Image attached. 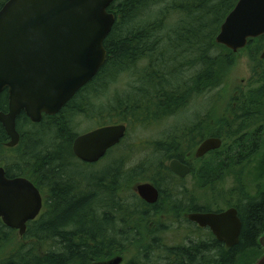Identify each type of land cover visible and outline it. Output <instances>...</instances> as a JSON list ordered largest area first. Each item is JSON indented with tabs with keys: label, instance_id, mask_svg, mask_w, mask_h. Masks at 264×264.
<instances>
[{
	"label": "trees",
	"instance_id": "trees-1",
	"mask_svg": "<svg viewBox=\"0 0 264 264\" xmlns=\"http://www.w3.org/2000/svg\"><path fill=\"white\" fill-rule=\"evenodd\" d=\"M6 1L0 0V9ZM238 1L115 0L109 11L116 14L117 20L105 40L107 60L97 75L56 115H44L35 123L22 112L17 117L21 140L16 147H7L10 137L0 122V166L5 168L7 177L24 176L45 193V209L28 222L26 233L17 242L13 238L18 230L0 218V264H93L124 256L128 245L136 247L145 264H156L153 257L162 253L158 232L164 225L151 226L150 222L161 209L146 208L134 191L132 199L122 192L134 190L135 182L144 181L159 188L180 187L183 180L171 174L167 161L182 160L191 153L204 130L194 124L181 131L172 127L178 135L156 142V154L148 162L125 170L108 166L103 171L88 172L74 168L77 158L73 143L80 134L77 118H89L102 127L141 123L142 111L157 110L152 113L161 118L177 116L188 108L191 99L218 88L236 55L218 44L216 37ZM251 47L254 54L260 55L264 35L250 39L245 49ZM121 81L124 86L112 88ZM242 94L237 96V107L240 102L249 108L261 107L264 102V95L259 92ZM8 109L6 89L0 95V110ZM238 130L232 132L228 148L223 143L209 154L215 157L207 168L210 176L206 183L211 187L216 180L221 181L223 170L244 163L241 156L251 160V156L264 151V128L261 133L256 131L255 138L250 132L244 141L235 142ZM219 137L224 140V135ZM122 143L108 155L121 149ZM119 153L127 159V153ZM158 155L162 157L154 159ZM257 171V176L264 172V156ZM177 193L175 202L182 203L184 192ZM249 205L243 239L230 250L210 244L206 264H239L246 250L260 248L255 239L262 232L259 227L263 205L260 199L250 200ZM142 218L144 224L140 223ZM143 238L146 243L140 244ZM34 241L48 248L41 251ZM8 244V250L4 249ZM199 249V245H177L166 247L160 255L166 264H201V259H193Z\"/></svg>",
	"mask_w": 264,
	"mask_h": 264
},
{
	"label": "water",
	"instance_id": "water-1",
	"mask_svg": "<svg viewBox=\"0 0 264 264\" xmlns=\"http://www.w3.org/2000/svg\"><path fill=\"white\" fill-rule=\"evenodd\" d=\"M115 0H7L0 9V95L7 89L9 109L0 110V122L10 137L7 147H16L21 135L17 117L25 112L35 123L43 115H56L87 85L107 60L105 40L117 20L109 11ZM264 35V0H239L227 15L216 37L218 44L234 53L250 39ZM264 58V50L261 54ZM126 124H114L80 134L73 143L75 156L95 163L119 144ZM222 146L221 138L204 140L196 151L202 157ZM170 168L181 177L190 168L177 159ZM149 203L158 201L159 191L150 182L136 186ZM44 206L40 189L24 176L7 177L0 166V218L8 227L27 231ZM190 219L210 225L228 246L239 242L241 221L236 210L222 213H192ZM258 244L264 250V234ZM122 256L97 264H120ZM253 264H264V251Z\"/></svg>",
	"mask_w": 264,
	"mask_h": 264
},
{
	"label": "rangeland",
	"instance_id": "rangeland-1",
	"mask_svg": "<svg viewBox=\"0 0 264 264\" xmlns=\"http://www.w3.org/2000/svg\"><path fill=\"white\" fill-rule=\"evenodd\" d=\"M252 49L253 47L249 49L244 48L239 50L238 53H234L236 55L235 61L230 68L226 70V74H224L225 76L219 87L207 91V93L201 97L194 98V100L191 99L190 105L184 112L177 116L174 114L170 117L163 116L161 118L159 114L158 116L152 113L157 110H151L147 113L142 111V116L140 117L141 123H132L133 125H128V134L121 145V149H118L120 151L115 150L111 152V158L109 157L107 160L104 159L95 166H88L81 161L79 162L78 159L74 160V168L88 172L103 171L108 166L112 168L114 164L113 160H116L115 156L121 155L119 152L128 154L126 162L127 168L137 167L142 162L146 161L147 158H152L153 155L156 154V142L166 140L167 137L178 135L177 131H174L172 127L179 128L181 131L186 127L191 128L193 124L196 127L202 125L201 127L204 129L202 135L206 136L211 133H217L220 136L224 135V145L227 148L232 144V132L234 133L237 129L239 130L234 137H238L242 132L250 133L253 130L254 133L257 134L256 129L260 128L259 126L262 124V121L253 128H245L244 130L243 128H238L240 125L238 115L242 114L244 111L246 112L243 108L247 109L249 107L242 106V102H240V108L234 109L237 107L236 102L239 94L246 93L247 95H253L259 88L261 89V87L264 86V63L260 65L257 64L256 60H260V55L254 54ZM123 78L127 79L128 77L124 76ZM121 85L124 86L123 81L115 83L112 88H119ZM112 94L113 91L111 95ZM105 115H107V113ZM77 120V131L81 134L97 127V124H93V121L89 118L81 116L78 117ZM172 130L174 132H172ZM179 130L178 133H181ZM226 134H228L229 137H226ZM263 156V150L257 155L251 156V160L249 156H241L240 160L244 163H236L226 170H223L221 176L223 178L221 181L216 180V184L213 187L206 182L208 181L207 177L210 176L207 174V168L212 165L211 162L215 161V157L209 155L205 156L195 163V172L184 178L180 183V187L177 189L187 192V195L185 193L183 195L187 196V198H195L194 200H197L199 204L201 203L204 206L207 204L212 208H225L226 203L229 201L234 202V200L239 197L240 193L247 192V195L254 196L264 191V172L262 175L257 176L259 174L257 168ZM159 157H162V155H158L154 159L157 160ZM167 164H169V161H167ZM137 184L138 182H135L133 186ZM133 186L129 188L132 189ZM132 191L133 190L127 191V198L132 199ZM215 193H218V199L212 200ZM219 194H224L223 198H220ZM43 195L45 196V193ZM44 209L45 208H43V210ZM168 212L174 213L171 208L170 211L169 209H161L159 219L158 217L156 218L158 222L166 223L165 226H167L158 232V235L161 237L158 236V239L162 245L160 248L162 253L160 254H163V250L166 247L177 246L184 243V239L187 235L186 223L183 221L175 222L174 216L170 219L169 217L171 214ZM183 217L184 215L182 214V218ZM150 225L156 226V224ZM189 232L191 233L192 231ZM148 237L149 235H146L147 239ZM18 240H20V234L16 232L13 242L15 243ZM32 241L33 240H27V243ZM34 242L37 243L36 241ZM143 243H146L145 238L142 239L140 244ZM10 244L6 245L4 249L7 248L8 250ZM37 246H39L41 251L48 248V246H44L43 243H37ZM125 247L126 252L122 264H142L145 262L143 260L144 257L138 255L136 249H134L136 248L135 246L128 245ZM261 253V247L258 250L248 249L243 253L239 264H253ZM160 254L158 253L153 257L154 263L165 264V260H162Z\"/></svg>",
	"mask_w": 264,
	"mask_h": 264
},
{
	"label": "flooded vegetation",
	"instance_id": "flooded-vegetation-1",
	"mask_svg": "<svg viewBox=\"0 0 264 264\" xmlns=\"http://www.w3.org/2000/svg\"><path fill=\"white\" fill-rule=\"evenodd\" d=\"M263 50H262V52H263ZM262 52H261V54H262ZM261 54H260V60H262V62H264V58H261ZM257 92L264 95V86H262L261 89L259 88L257 90ZM257 92H255V93H257ZM260 106L261 107H253V108L245 109L247 111L246 115H244V114L238 115V120L240 121L239 122L240 125L238 128H242V126L244 127L243 130L245 128H250V127L253 128L256 124H258L259 122L262 121V124H260V126H259L260 128L256 129V131L259 130V133H261L263 128H264V102ZM239 108H240V106L235 107L234 109H239ZM252 120H257V121L252 123ZM248 125H249V127H248ZM262 125H263V128H262ZM199 128H202V127L199 126ZM252 133H254V130L252 131ZM194 134L197 136L196 132ZM257 134L254 133L251 135V137L255 138V136ZM219 136L220 135L217 133H211V134H208L206 136L201 135L199 138L200 140L199 141L197 140V143H198L197 147L191 153L187 154L182 160L179 158L170 159L168 167H169V170L171 171V174L175 177H178L181 180H184V178H186L187 176L192 175L196 170L195 163L198 160L203 159L205 156H208L211 152H213V151H210L209 153H207L206 155H204L202 157L196 156V151H197L198 147L200 146V144L204 141L203 139H206L208 137L214 138V137H219ZM247 136H249V133H245V132L243 133L242 132L239 134L238 137L235 138L236 139L235 142L244 141L247 138ZM123 141H124V139L119 144H121ZM253 143H254V141H253ZM119 144L115 145L110 150L114 149ZM110 150L107 152V154L103 158H101L98 162H95V163H86V162L79 160L77 157L76 158L79 161L87 164L88 166H92V165L95 166L98 163L102 162L106 157L107 158L112 157V155H108ZM115 157H116V160H113L114 164H113L112 168L116 169V170L127 169V167H126L127 159L126 160L123 159V157H125V156L118 155ZM173 159L179 160L181 163L187 165L190 168V172L187 176L181 177L180 175H178L174 171H172V169L170 168V162ZM147 160H148V158H147ZM118 162H120V163L122 162V165L120 163L117 164ZM146 162H148V161H146ZM144 182H150V181H144ZM144 182H140V183H144ZM150 183H152V182H150ZM157 189L159 191V196H158V201L155 203H149L146 200H144L139 195L136 188H134L133 191H134V194L137 196V198H139L142 201L141 203L144 204V206L146 208H150L151 210H156V209L158 210V208L159 209H166V210L169 209V211L171 208V210H173L174 213L168 212L171 214V216L169 218L171 219V217L174 216L175 222H182L183 221L186 223L187 235L184 239L185 242L180 244V245H185V246H188L190 248L194 245H199L200 249L196 251L193 259H197V260H198V258L201 259V264H206V261H207L206 259L208 256V246L210 244H217V245L219 244V245H221L222 249L230 250L240 243L241 239H243V237H242L243 231L246 228V222H247V216H248L247 213L249 212L248 206H250L249 205L250 200H252V199H260L262 202V205H263L262 220H261L260 227H259V229H261L262 232L258 233V236H256L255 241H257V243H258L259 238L264 234V191H262L260 194L254 195V196L247 195V192L240 193L239 197L236 200H234V202H230V201L227 202L225 208H220V207L212 208V207H210V205L208 206L206 203H205L206 204L205 206L201 203L199 204L197 200H194L195 198L194 199L187 198V196H185V195L183 197H181L183 199L182 203H176L175 200L178 197L177 192L181 191V192H184L186 195H187V192H185L181 189H177L175 186L174 187L169 186V187H163V188L157 187ZM126 192L127 191L125 190L122 193H126ZM221 193H223V192H221ZM217 195H218V193H215L214 198H216V199L213 198L212 200H217L218 199ZM223 196H224V194H221V195L219 194L220 198H223ZM184 205H187L190 208H184ZM151 207H154V208H151ZM182 208H184V209H182ZM231 209L236 210L237 217L241 221V232H240V236H239V242L237 244H234L233 246H228L227 241L219 240L218 237L212 231L210 225L202 226L198 222L190 219V215L192 213H222V212H226V211L231 210ZM175 210H178V212H176ZM182 214L184 215L183 218H182ZM157 217L159 219L160 216L158 214H155V216L152 218L150 223L151 224L158 223V225H159L160 222H158L156 220ZM143 220H144V218H142V221L140 223L144 224ZM160 224L164 225V227H167V226H165L166 223H160ZM189 231H192V232L190 233ZM263 251L264 250L262 248V253H263ZM117 256H120V255H117ZM114 257H116V256H114ZM114 257L105 258V259H103L101 261H97V262L95 261L93 264L103 263V262L108 261ZM122 257H123V261L120 264H122L124 262V256H122ZM162 260H165V258L164 259L162 258ZM197 260H195V261H197ZM142 264H145V263H142ZM165 264H166V261H165Z\"/></svg>",
	"mask_w": 264,
	"mask_h": 264
},
{
	"label": "bare ground",
	"instance_id": "bare-ground-1",
	"mask_svg": "<svg viewBox=\"0 0 264 264\" xmlns=\"http://www.w3.org/2000/svg\"><path fill=\"white\" fill-rule=\"evenodd\" d=\"M208 138H210V137H208ZM208 138H206V139H208ZM206 139H203V140H206ZM201 145V144H200ZM222 146H223V144H222Z\"/></svg>",
	"mask_w": 264,
	"mask_h": 264
}]
</instances>
